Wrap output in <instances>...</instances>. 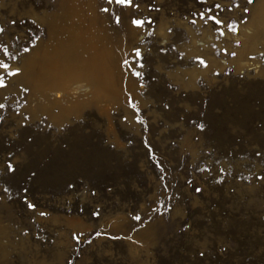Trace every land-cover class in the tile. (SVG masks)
Here are the masks:
<instances>
[{
    "label": "rangeland",
    "instance_id": "rangeland-1",
    "mask_svg": "<svg viewBox=\"0 0 264 264\" xmlns=\"http://www.w3.org/2000/svg\"><path fill=\"white\" fill-rule=\"evenodd\" d=\"M0 264H264V0H0Z\"/></svg>",
    "mask_w": 264,
    "mask_h": 264
},
{
    "label": "bare ground",
    "instance_id": "bare-ground-1",
    "mask_svg": "<svg viewBox=\"0 0 264 264\" xmlns=\"http://www.w3.org/2000/svg\"><path fill=\"white\" fill-rule=\"evenodd\" d=\"M72 62H74V60ZM82 74H83V72H82ZM60 81L61 82L59 84L55 85L53 87V89L50 91L51 97H53V99L57 103H60V102L65 103V102L69 101L70 98H74L75 96H77L79 94L85 93L84 91L87 88L84 86V84H82L83 81H80L79 76H76V75H70L69 77L62 78ZM53 84H54V82H53ZM46 94H47V92H46ZM79 97H80V95H79ZM82 99H83V97L81 98V100ZM77 100H79V99H77Z\"/></svg>",
    "mask_w": 264,
    "mask_h": 264
}]
</instances>
